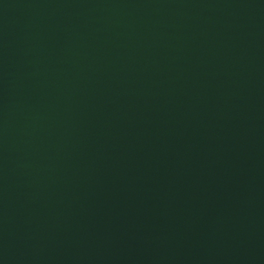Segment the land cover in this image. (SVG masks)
Wrapping results in <instances>:
<instances>
[{
    "label": "water",
    "instance_id": "water-1",
    "mask_svg": "<svg viewBox=\"0 0 264 264\" xmlns=\"http://www.w3.org/2000/svg\"><path fill=\"white\" fill-rule=\"evenodd\" d=\"M0 264H264V0H0Z\"/></svg>",
    "mask_w": 264,
    "mask_h": 264
}]
</instances>
